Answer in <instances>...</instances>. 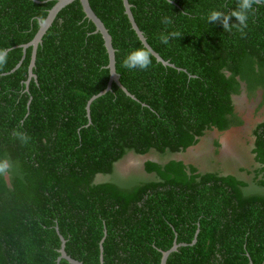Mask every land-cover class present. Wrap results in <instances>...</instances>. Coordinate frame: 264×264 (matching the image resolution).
Here are the masks:
<instances>
[{
	"label": "trees",
	"instance_id": "16d2710c",
	"mask_svg": "<svg viewBox=\"0 0 264 264\" xmlns=\"http://www.w3.org/2000/svg\"><path fill=\"white\" fill-rule=\"evenodd\" d=\"M129 2L153 50L186 72L142 45L123 0H90L138 99L113 84L90 121L109 57L80 1L45 34L27 91L32 48L23 60L19 46L56 2L0 0V264H57L59 235L83 264H100L103 240L104 264H161L175 242L187 246L167 264H264V121L254 132L259 167L241 170L251 182L171 159L242 127L234 98L243 85L249 97L262 91L264 106V0ZM131 155L171 160L145 162L153 180H114Z\"/></svg>",
	"mask_w": 264,
	"mask_h": 264
},
{
	"label": "rangeland",
	"instance_id": "374dc122",
	"mask_svg": "<svg viewBox=\"0 0 264 264\" xmlns=\"http://www.w3.org/2000/svg\"><path fill=\"white\" fill-rule=\"evenodd\" d=\"M242 91L243 92L240 96L235 97L234 102L237 108V113L244 122V126L242 128H233L226 132L214 131L210 136H205L206 139L204 140V144L206 145L204 146H208V149L204 154L202 153L205 156H200L202 158L201 160L198 161L197 159H193V154H191L192 156L190 157V160L187 157L183 158L188 159L185 160L186 163L195 165L201 173L218 171L221 173L228 172L234 174L237 171L239 172V170L236 169L240 168L238 166H243L244 169L251 168V140H253V130L255 126L264 120V106H261L263 92L258 91L254 97H249L245 85H243ZM215 139H218L224 145L220 156H217V153L215 154L216 150L213 144ZM198 145L189 152L192 153L195 150V153L198 154V151L200 150V146ZM179 156L180 155L173 156L172 158L178 159L180 158ZM130 157L132 159L128 160L129 164L122 162L116 166L117 174L122 178V181L147 182L154 179L153 175H149L144 171L143 165L147 160H159L160 157L158 155H131ZM241 170L240 172H242ZM242 174L246 176L244 177V180L251 182V177L246 172H242ZM109 179V177L98 176L96 181L97 183H101L108 181ZM249 190L252 191L254 188L250 187Z\"/></svg>",
	"mask_w": 264,
	"mask_h": 264
},
{
	"label": "water",
	"instance_id": "95a60500",
	"mask_svg": "<svg viewBox=\"0 0 264 264\" xmlns=\"http://www.w3.org/2000/svg\"><path fill=\"white\" fill-rule=\"evenodd\" d=\"M49 1H55L56 4L49 11L48 16L46 17V19L44 21H40L39 30H38L37 34L35 35L34 39L28 44L19 46L20 48L23 49V52H24L23 60L26 57V55H25L26 51L29 48H32L31 62H30V66H29V76H28V80L26 82L27 91H29L30 82L33 79L37 80V76L34 74V68L36 67L38 48L43 43V38H44L45 34L52 27V25H53L54 21L56 20L57 16L59 15V13L63 9H65L66 7H68L69 5L73 4L76 1H80L82 9H83V12H84L86 18L89 21H91L96 27L95 33L96 34L99 33V34L102 35L103 40H104V44H105V47H106V50H107V53H108V57H109V64L107 66V69L110 72V80H109L107 88L103 92H101L100 94L92 97L91 100L88 102L86 110H87V115H88L89 120L91 121V105H92V103L95 100H97L98 98L106 95L108 92H111L113 84H116L121 90H123V92L128 97L132 98L135 101H138V99L134 95H132L122 85V83L120 81V75L118 74L117 69H116V50L113 47L112 36L110 35L109 30L106 28L105 24L102 22V20L97 16L95 11L92 9L91 4H90V0H49ZM37 2H39V1H37ZM123 4H124V8H125V14L127 15L128 19L130 21L132 29L137 34V36H138L139 40L141 41L142 45L150 52V54L152 56L155 57L157 62L161 63L165 67H170V68L177 69L179 71H185L186 72V70L181 69V68H177L174 64L170 63L169 61H165L157 52H155L153 50V48L148 43L147 38L144 35V32L141 31V29L139 28V26L137 25V23L135 21L134 15H133L132 10H131L132 9V5L130 4L129 0H123ZM7 52L8 51H6L3 56H5L7 54ZM29 105H30V103H29ZM57 232H58V234H60L58 228H57ZM198 235H199V230L197 231L195 239H194V241H193V243L191 245H195L197 243ZM59 237H60V240H61V248L59 250L60 256H59V258L57 260V264H60L62 260L67 261L69 264H83L82 262L73 259L71 256H69L67 254V252H66V243H67V241L65 240V238L62 235H59ZM103 242H104V240L101 242V245H100V249H101L100 264H104ZM181 246H187V245L186 244H178L177 242H175V244L173 245V247L169 251L162 252L161 264H167L169 256L172 253L176 252Z\"/></svg>",
	"mask_w": 264,
	"mask_h": 264
},
{
	"label": "flooded vegetation",
	"instance_id": "af4514ba",
	"mask_svg": "<svg viewBox=\"0 0 264 264\" xmlns=\"http://www.w3.org/2000/svg\"><path fill=\"white\" fill-rule=\"evenodd\" d=\"M234 100H235V98H234ZM234 104H235V102H234ZM264 121V120H263ZM262 121V122H263ZM261 122V123H262ZM260 123V124H261ZM259 125V124H258ZM257 125V126H258ZM257 126H255L254 127V130H253V140H251V142H252V150H251V153H252V161H251V164L250 165H252L251 166V168H249L248 170H255L256 168H258L259 167V165L257 164V163H255V155L253 154V149L255 148V137H254V132H255V130H256V128H257ZM180 158H183V157H187L185 154H181L180 156H179ZM129 158V159H128ZM124 162L126 163V164H129V162H128V160H130V159H132L130 156L128 157ZM148 159H150V158H148ZM171 159H174V158H171ZM171 159H160L159 158V160H157V161H155V162H159V163H165V162H167L168 160H171ZM148 161V160H147ZM123 162V163H124ZM125 164V165H126ZM144 167H145V162H144V165H143ZM144 167H143V169H144ZM238 167H240V168H236V169H238L239 170V172L237 171L236 173H228V172H225V173H223L224 174V176H227V175H233V176H236V177H238L239 179H241V180H244V177H246L244 174H242V172H240V170L241 169H244L243 168V166H238ZM235 169V168H234ZM132 177H133V175H132ZM110 179L108 180V181H110V180H113V179H111V177H109ZM119 179L121 180L122 178H120L119 176H118V174H117V171H116V174H115V178H114V180H117V181H119ZM246 181V180H245Z\"/></svg>",
	"mask_w": 264,
	"mask_h": 264
},
{
	"label": "crops",
	"instance_id": "0c3cea01",
	"mask_svg": "<svg viewBox=\"0 0 264 264\" xmlns=\"http://www.w3.org/2000/svg\"><path fill=\"white\" fill-rule=\"evenodd\" d=\"M240 119H241V117H240ZM242 120V119H241ZM243 121V120H242ZM244 126V124L242 125V127ZM242 127H239V128H242ZM212 133V132H211ZM210 133V134H211ZM210 134H208L207 136H210ZM206 139V137L205 138H203L202 140H201V142L199 143V145L198 146H200V150L198 151L199 153L198 154H196L195 153V150L192 152V153H190L189 151L191 150V149H194L195 147H193V148H191V149H189L188 151H187V153H185V155L187 156V158H189V160H190V157L192 156L191 154H193V159H197L198 161L199 160H201L202 158L200 157L201 155L202 156H205V155H203L205 152H206V150L208 149V146H204V145H206V144H204V140ZM216 141H218L219 142V144H220V148H219V150H220V152H219V150L217 151V148H216V146H215V143H216ZM213 144H214V148H215V150H216V152H215V154L217 153V156L219 155L220 156V154H221V151H222V149H223V147H224V145H223V143L222 142H220L218 139H215L214 141H213ZM203 153V154H202ZM184 158V157H183ZM183 158H178L179 160H188V159H183ZM186 162V161H185ZM187 164H190V163H187Z\"/></svg>",
	"mask_w": 264,
	"mask_h": 264
}]
</instances>
